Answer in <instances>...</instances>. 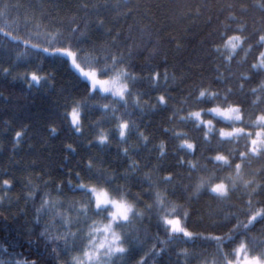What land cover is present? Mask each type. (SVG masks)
<instances>
[{"label": "trees", "instance_id": "obj_1", "mask_svg": "<svg viewBox=\"0 0 264 264\" xmlns=\"http://www.w3.org/2000/svg\"><path fill=\"white\" fill-rule=\"evenodd\" d=\"M5 5L10 30L21 39L31 33L32 42L44 47L46 33L59 32L62 37L57 40L66 41L73 36L70 30L76 28L74 38L82 54L107 56L109 61L112 55L122 58L123 66L136 77V83L129 87L139 95L140 106L133 103L135 96L128 97L126 111L131 115L116 106V115L135 125L126 144L118 142L116 121L111 111L102 114L97 107L99 101L89 103L82 134H76L64 116L72 100L83 97L84 82L69 63L36 53L14 63L16 53L23 52L24 47L9 44L0 48V246L7 249V253L0 250V259L71 264L79 242L76 249L67 252L60 241V249L53 252L56 244L40 236L45 225L53 221L41 214L37 222L36 209L45 193L63 202L62 212L80 201L81 194L72 192L68 181L71 179L75 185V173L84 169L90 159L94 168L102 167L116 175L130 199L139 195L140 209L151 202L148 181L144 180L149 176L154 185L152 195L158 190L167 201L181 205V215L188 213L189 231L202 236L226 234L235 225L236 217L246 223L249 200L254 208L264 206V157L248 153L242 160L239 153L248 151V141L220 137V128H231L207 112L216 106H238L244 123L237 122L236 126L255 132L252 121L264 114V69L252 68L264 51L258 42L264 35V0H0V9ZM37 31L39 36L35 35ZM231 35L243 40L234 52L225 47ZM4 67L9 68L10 75L2 72ZM38 68L41 76L50 79L43 86L29 89L19 77ZM154 73H159L155 83ZM201 89L218 96L198 102ZM161 95L165 97L164 104L157 102ZM201 109V118L212 119L215 129L207 139L189 118L190 112ZM53 127L54 135L50 131ZM20 130H24L22 142L14 147L15 132ZM100 131L111 133L107 146L96 143ZM177 134L194 145L192 155L180 147L183 141ZM68 145L75 151L70 152ZM125 147L130 150L128 157L123 154ZM217 154L226 156L231 167L215 162ZM189 160L197 164L191 174ZM131 162L138 165V170L128 173ZM237 163L241 164L239 175ZM125 174L131 177L127 183L119 179ZM168 175L172 180L166 184L163 178ZM201 178L226 183L228 197L214 198L208 192L195 195L191 189ZM4 179L11 184L7 191L2 187ZM137 181H143V186ZM57 186L61 188L59 196ZM84 227L82 221L73 223L72 231L80 229L78 237L83 239ZM53 229L63 231L58 220ZM127 231L142 243L133 245L117 264H135L156 243L157 235L165 238L154 213L150 216L146 212ZM243 238H254L259 248L264 243V222H254ZM159 247L157 244V251ZM164 247L166 251L161 255L148 257V264H213L214 259H219L214 244L204 239L187 243L177 240ZM185 248L189 252L187 260L177 255Z\"/></svg>", "mask_w": 264, "mask_h": 264}, {"label": "snow or ice", "instance_id": "obj_2", "mask_svg": "<svg viewBox=\"0 0 264 264\" xmlns=\"http://www.w3.org/2000/svg\"><path fill=\"white\" fill-rule=\"evenodd\" d=\"M261 7H264L262 5ZM0 48H7L9 44H15L16 47L23 46V52H17L15 61L19 62L27 58L31 53L42 54L48 57H54L57 59H63L64 62L70 63L71 68L77 73L78 79H82L84 82V95L80 99H74L71 102L69 110L65 112V120L68 121L70 129L76 134H82L84 118V112L88 109L89 103L99 101L97 104L98 109L102 114L107 115L111 111L112 117L116 121V131L119 136V143L126 144L128 142L129 135L133 132L135 125L126 119H122L116 115L119 105L125 109L126 115L128 107V97L135 96L133 103L136 107H139V95L134 94L130 90V83H136V77L131 75L125 66H123L122 58H118L112 55L109 61V57L92 56L91 53H83L78 47L79 41L75 40L74 34L77 29L73 28L70 31L73 36H70L65 41L64 39L57 40L58 37H62V34L57 32L55 35L46 33L45 38L47 40V46L41 47L38 43H33V34H28L24 39H21L18 35H13L11 24L7 19V5L3 9H0ZM231 19H235L232 17ZM103 22L101 21V24ZM37 29L39 25L36 26ZM39 36V32L35 33ZM50 37V38H49ZM54 41H57L54 43ZM259 44L264 46V35L259 36ZM243 43L242 37L239 35L228 36L225 41V47H228L235 51ZM231 59V56L228 57ZM253 69H264V51L260 52L259 63L252 64ZM2 72L5 75H10L8 67H4ZM40 69L35 71L26 72L19 77L29 89L33 87H40L47 84L50 77L41 76L39 74ZM159 78V73H154L152 81ZM164 79L167 80V73H165ZM247 79V77H246ZM243 87V85H241ZM231 91V90H229ZM255 91V89H253ZM218 93L208 92L201 89L198 95V102L203 101L205 98L215 99ZM227 97H225V101ZM107 101V103H103ZM159 104L165 103V97L163 95L157 98ZM255 103V101H253ZM201 111H195L189 113V118H193L195 126L198 129L204 131L205 139H207L210 132H213V120H203L201 118ZM208 113L214 114L215 117L221 118L220 122L225 123L231 128V131H225V128L219 129V136L224 138H243L248 141V151L240 152L241 159L251 153L253 156L264 157V114H260L252 121V127L255 130L245 131L244 127H237L236 123H244L243 112L238 106H232L229 104L227 107H211L207 109ZM99 126V125H97ZM51 133L54 135L56 129L53 127ZM24 130L16 131L13 145L18 146L22 142ZM111 133L100 131L96 135V143L98 145L107 146ZM141 138L146 141L147 137L140 134ZM177 138L182 139L181 148L189 150L188 154L192 155L194 145L189 143L187 139L177 134ZM91 144V141H90ZM68 150L74 152L75 149L68 145ZM129 148H123L124 156H129ZM132 151H135L133 149ZM161 154H163V147L161 146ZM215 162H222L223 166L231 167L228 158L224 155L217 154L214 157ZM180 163H184L183 160ZM189 173L197 170V164L193 161H187ZM237 175L241 164H235ZM138 170V165L135 162H131L128 165V173H133ZM83 172V177L81 175ZM119 179L124 180L126 183L131 179L130 175L125 174L120 176ZM75 185L72 184V180L69 179L68 187L72 192H79L82 199L76 201L69 206L68 212H62L64 207L63 202L58 198H51L49 193H45L41 199L37 212V222H39L40 215H47L53 221L52 224H46L44 230L40 233L46 241L55 243L56 247L52 249L53 252H57L60 249L58 242L63 241V251L71 252L77 248L79 242V250L76 255L71 257V264H117V261H123L127 256L133 245L142 243L139 237H133L130 235L127 229L135 221L142 219L147 212L150 216L154 213L158 227L163 229L165 234L164 239H159V235L156 237V243H154L151 249L145 252L135 262V264H148V257L161 255L166 251L165 245L175 243L177 240L194 241L196 239H204L214 244L216 254L219 257L218 260L213 261V264H264V243L259 248L255 243L254 238L248 240L246 238L247 232L254 226V222H264V206L254 208L251 200L248 201V213L247 222H242L239 217H236L235 225L228 230L224 235H211L202 236L201 234L189 231L187 226L188 213L183 212L181 215L182 206L167 201L166 197L156 190L154 196L152 190L154 185L151 182L149 176H145L144 180L148 181L149 199L150 203L144 205L143 209L137 207L139 204V195L133 198H129L130 194L123 185L118 183V178L114 174H110L102 167L94 168V161L89 160L84 169L75 173ZM172 180L171 175L163 178L164 183H170ZM143 186V181H137ZM235 183H232V188L235 189ZM2 187L7 191L10 187V181L4 179L2 181ZM191 191L199 196L203 192H208L213 195L214 198H227L229 195V188L223 181L213 183L211 180L205 181L203 178L199 180L191 189ZM57 196L61 194L60 186L56 188ZM33 194L29 193L31 197ZM226 220L228 217L225 218ZM59 221L60 227L63 231L53 232L55 228V222ZM88 231L84 233L83 239L78 237L77 231H72V224L79 223L81 221H88ZM157 244L160 245L159 251H157ZM226 248H230V251H225ZM0 250L7 253V249L0 246ZM11 255V254H9ZM178 256L183 255L187 260L189 252L188 249H181ZM0 264H29L27 259H0ZM30 264H38L37 260H32ZM39 264H43L40 261Z\"/></svg>", "mask_w": 264, "mask_h": 264}, {"label": "rangeland", "instance_id": "obj_3", "mask_svg": "<svg viewBox=\"0 0 264 264\" xmlns=\"http://www.w3.org/2000/svg\"><path fill=\"white\" fill-rule=\"evenodd\" d=\"M69 65H70V63H69ZM70 67H71V66H70ZM210 114L214 116V114H212V113H210ZM216 118H219V117H216ZM219 119H221V118H219ZM82 222H83V224L85 225L84 230H83V235H84V233H86V232L88 231V224H90L91 221L88 220V221H82Z\"/></svg>", "mask_w": 264, "mask_h": 264}, {"label": "bare ground", "instance_id": "obj_4", "mask_svg": "<svg viewBox=\"0 0 264 264\" xmlns=\"http://www.w3.org/2000/svg\"><path fill=\"white\" fill-rule=\"evenodd\" d=\"M69 3H70V2H69ZM104 14H105V13H104ZM100 19H101V18H100ZM19 223H20V222H19ZM8 224H9V223H8ZM12 224H13V223H12ZM40 224H41V223H40ZM40 224H39V225H40ZM16 225H17V224H16ZM20 226H21V225H20ZM30 226H32V225H30ZM25 227H26V226H25ZM14 230H15V229H14ZM16 230H17V229H16ZM53 230H55V229H53ZM53 230H52V231H53ZM40 231H42V230H40ZM57 231H58V230H57ZM57 231H56V232H57ZM16 235H17V234H16ZM27 235H28V234H27ZM27 235H26V237H27ZM19 236H20V235H19ZM27 242H28V241H27ZM16 244H17V242H16ZM2 245H3V244H2ZM20 250H21V248H20ZM39 250H40V249H39ZM21 251H22V250H21ZM12 253H13V252H12Z\"/></svg>", "mask_w": 264, "mask_h": 264}]
</instances>
